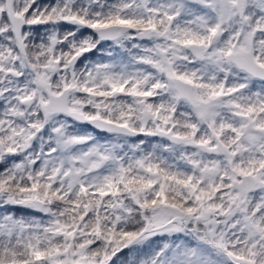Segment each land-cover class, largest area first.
<instances>
[{
    "label": "snow or ice",
    "instance_id": "1",
    "mask_svg": "<svg viewBox=\"0 0 264 264\" xmlns=\"http://www.w3.org/2000/svg\"><path fill=\"white\" fill-rule=\"evenodd\" d=\"M0 264H264V0H0Z\"/></svg>",
    "mask_w": 264,
    "mask_h": 264
}]
</instances>
